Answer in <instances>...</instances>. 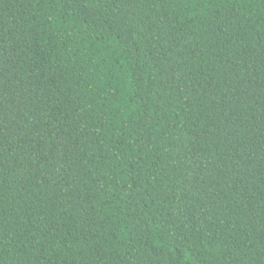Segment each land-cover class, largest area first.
Instances as JSON below:
<instances>
[{
  "label": "trees",
  "instance_id": "1",
  "mask_svg": "<svg viewBox=\"0 0 264 264\" xmlns=\"http://www.w3.org/2000/svg\"><path fill=\"white\" fill-rule=\"evenodd\" d=\"M0 264H264V0H0Z\"/></svg>",
  "mask_w": 264,
  "mask_h": 264
}]
</instances>
